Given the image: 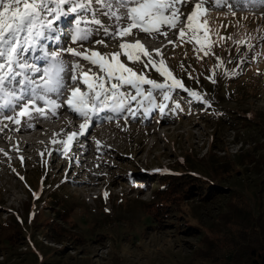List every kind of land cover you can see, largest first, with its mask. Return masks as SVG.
<instances>
[{
	"label": "rangeland",
	"instance_id": "374dc122",
	"mask_svg": "<svg viewBox=\"0 0 264 264\" xmlns=\"http://www.w3.org/2000/svg\"><path fill=\"white\" fill-rule=\"evenodd\" d=\"M194 1L206 9L199 17L208 29L203 45L191 38V29L183 38L178 35L179 28L185 27L186 22L177 27H166V36L162 32L145 33L133 29L131 35L110 39L103 28L107 26L111 29L115 24L104 15L107 10L95 3L96 19L103 23L97 25L91 22L87 25L94 32L90 37L93 42H84L83 47H79V42L71 40L76 26L75 14L57 23V27L64 26V30H60L66 32L64 46L77 47L78 51L91 49L108 59H114L112 53H119V59L136 73L160 82L167 80L171 84L172 81L153 66V62L158 65L163 59L165 66L184 87L175 86L167 91V87L154 89L147 83L140 87L126 84L118 77H108L98 64L64 54L67 88L59 96L51 95L59 107H46L38 101L44 113L33 111L30 116L20 117V123L14 126L16 129L23 124L31 130L38 122L44 123L52 126L51 139L45 140L47 132L36 136L26 133L34 141H39L23 145L31 148L30 151L12 152L4 147L0 150V221L10 213L25 216L23 201L31 194L34 204V201L37 203V196L43 194L47 198L56 191L62 194L60 202L67 205L63 208L67 224L75 226L81 233V240L75 244L46 239L45 243L51 245L47 246L38 242L43 254L47 252L50 260L60 259L58 264H169L188 261L201 239L200 234H191L174 224L164 228L146 226L148 211L141 205V199L147 200L151 195L155 179L151 175H157L165 168L182 167L208 174L220 164L219 156L236 157L246 162L243 172H237L232 179H225L222 195L201 207L199 214L208 225L214 223L222 202L233 191L228 187H238L240 192L236 196H243L241 200L247 203L254 204L257 192L264 196V182L260 181L264 178V167L259 169L248 163L253 150H256L255 153L264 152V123L235 127L218 118L223 113L236 116L243 110L264 116V0H220L218 4L215 0ZM193 6L189 4L181 8V12L187 15L193 11ZM119 11L124 10L121 8ZM83 19L92 21L93 18L85 14ZM195 35L203 38L204 30ZM99 39L105 43L94 42ZM122 40L127 43L139 40L152 60L149 61L143 54L136 60H128L119 47ZM251 56L258 60V67L249 72L253 63L247 61ZM28 60L31 63L32 59ZM75 63H79L80 67L75 69L77 79L73 82L70 77ZM86 72L90 77L103 78L106 88L118 84L119 97L124 98L120 108L100 106L90 113V135L82 141L85 147H90L85 155L91 160L90 164L78 162L81 152L87 149H71L72 141L68 140L71 133L85 132L86 129L80 128L84 120L80 119L81 124L78 122L75 128L67 131L66 136H62L60 133L64 127L60 120L55 119L58 109L66 106L70 89L80 87L77 80L83 79ZM185 77H189L190 86L183 82ZM80 89L88 91L87 87ZM193 92L199 93L201 98L197 99ZM174 97L185 107L181 108L176 101L172 107ZM205 100L213 103L211 107L198 108L197 104L205 103ZM104 109H107L106 114L100 116ZM120 109L123 111L115 112ZM233 111L235 114L231 113ZM4 116H0V128L10 121ZM250 120L256 123V119L250 117ZM0 142H3L2 146L11 143L2 139ZM225 165L229 166L228 163ZM148 178L150 182L146 181ZM41 205L42 202L39 208L31 209L28 219L37 209H46V204ZM51 211L52 208H47L43 213L46 215ZM169 217L167 222L171 220ZM107 218L114 223L106 222ZM32 231L29 223L23 247L13 252L0 249V264H53L44 263L41 253L34 248L35 243L30 237ZM2 237L0 234V240ZM56 249H63L64 252L53 256ZM114 253L121 258L117 259Z\"/></svg>",
	"mask_w": 264,
	"mask_h": 264
},
{
	"label": "snow or ice",
	"instance_id": "6c2138e0",
	"mask_svg": "<svg viewBox=\"0 0 264 264\" xmlns=\"http://www.w3.org/2000/svg\"><path fill=\"white\" fill-rule=\"evenodd\" d=\"M215 2L218 4L220 0ZM94 3L106 9L104 15L111 18L115 24L114 28L110 29L107 26L103 28L104 34L110 39L131 35L133 29L142 30L145 33L162 32L166 36V27H177L186 22L185 27L179 28L178 35L181 38L187 30L191 29L193 34L191 38L198 44L203 45L207 40L206 23L199 19L206 9L194 0H114V2L111 0H0V107L13 109V115H6L4 119L19 124L20 117L30 116L33 111L44 113V108L39 106L38 101H42L46 107H59L56 101L52 100L51 95L59 96L62 90L67 88L64 77L67 63L65 53L100 65L108 77H118L126 84L140 87L147 83L154 89L167 87L169 91L175 86L184 87L182 82L175 78L165 66L163 59L158 65L153 62V66L170 79L171 84H168L167 80L160 82L136 73L119 59V53H112L114 59H108L104 54L91 49L78 51L77 47L57 45L49 51L48 46L42 44L46 39L57 38L54 35L57 33V23L68 19L73 14H75L76 26L72 31L71 40L79 42V47H83L84 42H93L90 41V37L94 35V32L87 25L91 22L97 25L103 23L96 19ZM190 3L194 5L193 11L187 15L183 14L181 8L187 7ZM121 8L124 9L123 12L119 11ZM85 14H90L92 21L83 19ZM81 25L85 26L81 27ZM201 29L204 30L203 38L195 35ZM94 42L105 43L102 39ZM169 43L173 42L169 41ZM37 47H40L43 58L47 61L42 70L37 64L29 63L25 55ZM119 47L124 50L123 54L128 60H136L141 54L147 56L149 61L152 60L151 55L139 40L134 43L122 40ZM155 51L159 52V49ZM79 67V63L73 65V74L70 77L73 82L77 79L75 69ZM30 73L35 74V77ZM83 84L87 86L88 91H81L80 87L73 88L67 101L68 106L84 118V123L80 125L81 130L88 128V117L90 113L96 111L97 107L119 108L124 104V98L119 97L118 94V84H112L106 88L103 78L95 77V75L90 77L87 72L83 74ZM26 92H29L30 96L26 103L20 104ZM192 94L197 99L201 98L197 92ZM204 102L210 103L208 100ZM75 135L77 134H69V142ZM163 171L169 170L165 168ZM104 195L107 197L108 193L105 192Z\"/></svg>",
	"mask_w": 264,
	"mask_h": 264
},
{
	"label": "trees",
	"instance_id": "16d2710c",
	"mask_svg": "<svg viewBox=\"0 0 264 264\" xmlns=\"http://www.w3.org/2000/svg\"><path fill=\"white\" fill-rule=\"evenodd\" d=\"M247 62L253 63L249 67V72L257 69L258 60L254 56H251ZM188 80L189 77H185L183 82L190 86ZM174 101L181 108L185 107L176 98L175 100L172 99V107H174ZM211 104L213 103L199 102L197 106L203 110L211 107ZM231 113L235 114L234 111ZM238 113L236 116H227V113H223L218 118L226 120L235 127H240L237 126L240 124L249 126V124L264 123V116L258 113H253L250 110H243ZM250 117L256 119V123L250 120ZM255 152L256 150H253L249 154L248 163L253 167L263 169L264 152ZM219 158L220 164L216 165L217 168H213L208 174L185 170L182 167H170L167 168L169 170L167 172L160 171L157 175H151L155 178L151 195L147 200L141 199V205H144L148 211L146 226L164 228L168 227L169 224H174L177 228H183L191 234L201 235V239L193 248L188 261L169 264H264V196L262 193L257 192L254 204L247 203L241 200L244 198L243 196L241 198L236 196L240 191L234 185L235 187H228L233 191L227 194V199L224 203L222 202L221 209L214 218V223L208 225L199 214L202 206L222 195L225 179H232L237 172H243L246 163L241 162L236 157L230 158L224 155L219 156ZM216 160L218 161V159ZM225 163H228L229 166ZM146 181L150 182L149 178ZM260 181L263 183L264 178H260ZM61 197L62 194L56 193V191L48 195L47 198L41 194L35 198L37 203L34 201L33 204L34 197L31 194L30 198L23 201L25 216L7 214L0 221V234L3 235L0 240V249L13 252L14 249L23 247L22 244L26 242L27 227L30 223L33 230L30 235L31 242L35 243L34 248L41 253L44 263L58 264L60 259L52 261L48 258L47 252L44 251L45 257L38 242L51 246L44 240L58 243L69 241L74 244L81 240V233L76 230V227L67 224L68 219L63 209L67 205L60 202ZM41 202V207L46 204V209H37L28 219L31 209L39 208ZM47 208H52V211L45 215L43 211H46ZM105 216L109 218V216ZM168 217L171 218L169 222L166 220ZM108 218L106 222L113 224V220ZM63 252V249H56L53 256ZM114 256L117 259L121 258L117 253H114Z\"/></svg>",
	"mask_w": 264,
	"mask_h": 264
},
{
	"label": "bare ground",
	"instance_id": "6f19581e",
	"mask_svg": "<svg viewBox=\"0 0 264 264\" xmlns=\"http://www.w3.org/2000/svg\"><path fill=\"white\" fill-rule=\"evenodd\" d=\"M195 2V1H194ZM192 4V3H190ZM124 10V9H123ZM44 42V41H43ZM42 42V44H43ZM61 45V44H60ZM31 51L33 52L34 56L35 57H40L42 55V51L41 49H39V47H37L35 49V51L33 50H30L28 54L31 53ZM28 59V58H27ZM29 61V60H28ZM33 61V59H32ZM30 61L31 63H35L34 61L32 62ZM36 64V63H35ZM77 85L80 86L81 88H86L87 86L83 84V79H78L77 80ZM71 90V89H70ZM71 93V91H70ZM104 107V106H103ZM106 110L107 109H104L102 111V113L100 114V116H103L104 114H106ZM58 116H56L55 119H58L60 120V124L64 127V130L60 133L62 136H66V133L67 131H71L73 128L76 127V125L78 124V122L80 121V119H82V121L84 120L83 117H81L78 113H76L74 111V109L70 106H68V104H66V106H64L63 109H58ZM95 116V114L93 115V117ZM48 121V120H47ZM81 121V122H82ZM54 123V122H53ZM52 123V124H53ZM57 123V122H56ZM80 123V122H79ZM81 124V123H80ZM34 125V124H33ZM60 125V126H61ZM14 126H15V122H7L5 124L2 125V128H0V140L2 139L3 140H7L10 144L7 145V146H2V143L3 142H0V150L4 147L5 149L7 150H10L12 152L14 151H19V152H23V151H30L31 148L27 149L25 148L24 146H27L29 144H33L34 142H39V141H34L33 139H31L29 136H26V133H30L31 135H35L36 134L38 135L39 133H46L45 136V140H49V138L51 139V137L49 136L51 134V127L45 125L44 123H41V122H38V124L36 125V127L34 129H31V130H27L26 129V126L25 125H20L18 128L14 129ZM40 129V130H39ZM42 129V130H41ZM55 129V127L53 128ZM52 129V130H53ZM90 131H91V127L87 128L85 130L84 133L81 134L82 131H80L79 133H77V136L75 135L72 139V148L74 149H87V150H83V152H81V155H80V159L78 160L79 163H87V164H90L91 163V160L88 159V157H85V155H87V152L90 151V147H85V145H83L82 141L84 138H87L89 137L90 135ZM56 132V130H55ZM58 133V132H57ZM56 134V133H55ZM68 134V133H67ZM52 135V134H51ZM41 136V135H40ZM40 136H39V139H40ZM44 136V135H43ZM38 138V137H37ZM36 139V138H35ZM90 139V138H89ZM42 141V140H41ZM6 142V141H5ZM7 142V143H8ZM88 143V142H87ZM24 145V146H23ZM98 146V145H97ZM89 153V152H88ZM93 160V159H92ZM62 169V168H61Z\"/></svg>",
	"mask_w": 264,
	"mask_h": 264
}]
</instances>
